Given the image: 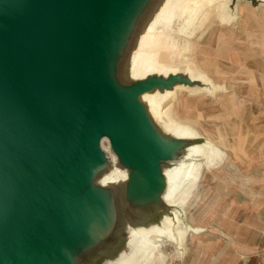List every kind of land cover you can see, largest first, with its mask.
<instances>
[{
	"label": "water",
	"instance_id": "water-1",
	"mask_svg": "<svg viewBox=\"0 0 264 264\" xmlns=\"http://www.w3.org/2000/svg\"><path fill=\"white\" fill-rule=\"evenodd\" d=\"M217 1L0 0V264H170L210 232L190 207L238 168L174 107L233 92L201 44L264 9Z\"/></svg>",
	"mask_w": 264,
	"mask_h": 264
},
{
	"label": "rangeland",
	"instance_id": "rangeland-1",
	"mask_svg": "<svg viewBox=\"0 0 264 264\" xmlns=\"http://www.w3.org/2000/svg\"><path fill=\"white\" fill-rule=\"evenodd\" d=\"M215 4L212 10L223 14V0ZM245 15L239 32L221 27L200 47L208 72L233 92L216 99L184 93L174 107L175 117L187 119L228 149V163L236 164L239 173L229 168L207 172L190 214L201 225L207 222L210 232L193 239L185 258L172 252L170 264H236L243 255L241 247L252 243L255 235L251 210L255 202L263 201L252 197L264 196V9L259 13L245 9ZM208 181L211 186L205 194ZM220 220L231 238L218 230Z\"/></svg>",
	"mask_w": 264,
	"mask_h": 264
},
{
	"label": "crops",
	"instance_id": "crops-1",
	"mask_svg": "<svg viewBox=\"0 0 264 264\" xmlns=\"http://www.w3.org/2000/svg\"><path fill=\"white\" fill-rule=\"evenodd\" d=\"M262 201L256 203L251 210L254 218L250 228L256 231L252 243L241 247L243 255L240 264H264V197Z\"/></svg>",
	"mask_w": 264,
	"mask_h": 264
},
{
	"label": "bare ground",
	"instance_id": "bare-ground-1",
	"mask_svg": "<svg viewBox=\"0 0 264 264\" xmlns=\"http://www.w3.org/2000/svg\"><path fill=\"white\" fill-rule=\"evenodd\" d=\"M204 1H205V0H201V2H202L201 4H204V3H205ZM224 1H225V0H223V6H224ZM196 8H197V7H196ZM202 8H203V7L201 6L200 9H202ZM211 13H216V14H217V12H215V11H213V10L211 11ZM189 41H190V40H189ZM189 43H190V42H189Z\"/></svg>",
	"mask_w": 264,
	"mask_h": 264
}]
</instances>
